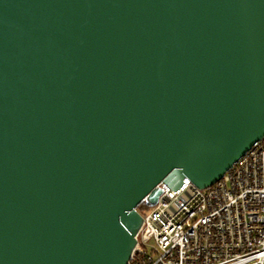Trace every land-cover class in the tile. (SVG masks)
Segmentation results:
<instances>
[{"label": "water", "instance_id": "water-1", "mask_svg": "<svg viewBox=\"0 0 264 264\" xmlns=\"http://www.w3.org/2000/svg\"><path fill=\"white\" fill-rule=\"evenodd\" d=\"M263 137L264 0H0V264H126Z\"/></svg>", "mask_w": 264, "mask_h": 264}, {"label": "built area", "instance_id": "built-area-1", "mask_svg": "<svg viewBox=\"0 0 264 264\" xmlns=\"http://www.w3.org/2000/svg\"><path fill=\"white\" fill-rule=\"evenodd\" d=\"M160 185L126 264H264V137L211 186Z\"/></svg>", "mask_w": 264, "mask_h": 264}, {"label": "trees", "instance_id": "trees-1", "mask_svg": "<svg viewBox=\"0 0 264 264\" xmlns=\"http://www.w3.org/2000/svg\"><path fill=\"white\" fill-rule=\"evenodd\" d=\"M137 209L142 212V211H147L150 209V206L146 203L145 200L141 201L138 206H137Z\"/></svg>", "mask_w": 264, "mask_h": 264}, {"label": "rangeland", "instance_id": "rangeland-1", "mask_svg": "<svg viewBox=\"0 0 264 264\" xmlns=\"http://www.w3.org/2000/svg\"><path fill=\"white\" fill-rule=\"evenodd\" d=\"M141 213H142V214H144V213H145V211H142Z\"/></svg>", "mask_w": 264, "mask_h": 264}]
</instances>
